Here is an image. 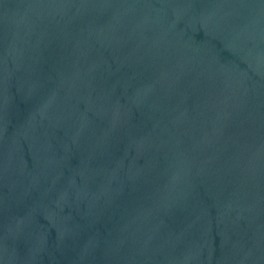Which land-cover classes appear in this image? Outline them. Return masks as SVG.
Masks as SVG:
<instances>
[{"label":"water","instance_id":"95a60500","mask_svg":"<svg viewBox=\"0 0 264 264\" xmlns=\"http://www.w3.org/2000/svg\"><path fill=\"white\" fill-rule=\"evenodd\" d=\"M0 264H264V0H0Z\"/></svg>","mask_w":264,"mask_h":264}]
</instances>
